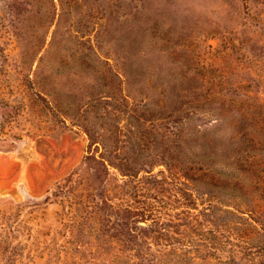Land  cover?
<instances>
[{
    "label": "rangeland",
    "instance_id": "obj_1",
    "mask_svg": "<svg viewBox=\"0 0 264 264\" xmlns=\"http://www.w3.org/2000/svg\"><path fill=\"white\" fill-rule=\"evenodd\" d=\"M2 13L0 241L24 264H264V0Z\"/></svg>",
    "mask_w": 264,
    "mask_h": 264
},
{
    "label": "trees",
    "instance_id": "obj_2",
    "mask_svg": "<svg viewBox=\"0 0 264 264\" xmlns=\"http://www.w3.org/2000/svg\"><path fill=\"white\" fill-rule=\"evenodd\" d=\"M0 1H7V0H0ZM58 1L59 3L63 2V0H58ZM4 20H5V16L2 13L0 14V23L2 24V27H5ZM7 29L9 30L8 32H11L14 35H19L18 31H16L14 26ZM118 191L121 193L124 191L134 192V197L140 199L139 200L140 205L136 209H133L132 207L122 208L126 213H132L135 216H137V218H139V222L152 220L156 225L160 224L159 223L160 219L157 218V216L155 217L154 212L157 206L160 207L162 206L159 205L162 202L159 201L160 197L154 191H151L149 187L133 186L132 188H127L121 185L118 187ZM172 220L174 219L170 218L169 219L170 224H167V226L170 229H167L165 227L162 229L164 232L168 230L166 234H162L166 238V240H171L178 234L177 231L172 229L174 228V226H176V225H172L175 223ZM14 234H15L14 229L11 228L9 230L6 229L5 239H1L0 241L1 264H24L25 257L23 255V248H21L17 244H14V239H15ZM175 245L176 244H173L171 247H174ZM178 249L179 247H174L172 251H177Z\"/></svg>",
    "mask_w": 264,
    "mask_h": 264
}]
</instances>
